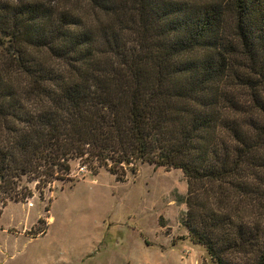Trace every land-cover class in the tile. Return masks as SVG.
<instances>
[{
  "label": "trees",
  "instance_id": "trees-1",
  "mask_svg": "<svg viewBox=\"0 0 264 264\" xmlns=\"http://www.w3.org/2000/svg\"><path fill=\"white\" fill-rule=\"evenodd\" d=\"M76 159L180 169L190 239L264 264V0H0V214Z\"/></svg>",
  "mask_w": 264,
  "mask_h": 264
},
{
  "label": "rangeland",
  "instance_id": "rangeland-1",
  "mask_svg": "<svg viewBox=\"0 0 264 264\" xmlns=\"http://www.w3.org/2000/svg\"><path fill=\"white\" fill-rule=\"evenodd\" d=\"M29 185L33 195L0 214V264H213L181 221L180 169L137 163L118 181L76 159L41 191Z\"/></svg>",
  "mask_w": 264,
  "mask_h": 264
}]
</instances>
